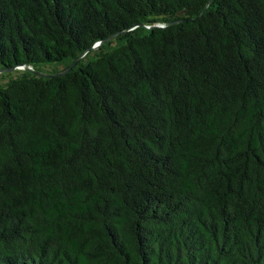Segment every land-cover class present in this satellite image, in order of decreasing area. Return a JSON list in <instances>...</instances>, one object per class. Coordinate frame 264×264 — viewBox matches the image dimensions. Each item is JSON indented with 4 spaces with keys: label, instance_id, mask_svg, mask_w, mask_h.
Returning <instances> with one entry per match:
<instances>
[{
    "label": "trees",
    "instance_id": "16d2710c",
    "mask_svg": "<svg viewBox=\"0 0 264 264\" xmlns=\"http://www.w3.org/2000/svg\"><path fill=\"white\" fill-rule=\"evenodd\" d=\"M13 66L0 264H264V0H0Z\"/></svg>",
    "mask_w": 264,
    "mask_h": 264
},
{
    "label": "water",
    "instance_id": "95a60500",
    "mask_svg": "<svg viewBox=\"0 0 264 264\" xmlns=\"http://www.w3.org/2000/svg\"><path fill=\"white\" fill-rule=\"evenodd\" d=\"M177 21H179V20H177ZM172 22H176V21H172ZM112 36H108L107 38H105V39H103V40H101V41H98L97 43H95L93 46H92V48H95V47H97L100 43H103L104 41H106L107 39H109V38H111ZM84 53H82V55H83ZM82 55H80L79 57H77V59L75 60V61H73L69 66H67V67H65L64 69H62L61 71H59V72H56V73H43V72H40V71H38V70H35V69H33L31 66H29V65H20V66H18V67H22V68H24V69H26V70H28V71H31L32 73H34V74H37V75H41V76H46V77H50V76H55V75H61V74H64L67 70H69L72 66H74L75 65V62L82 56ZM15 67L13 66V67H11V68H1L0 69V73L1 72H5V71H11V70H13Z\"/></svg>",
    "mask_w": 264,
    "mask_h": 264
},
{
    "label": "rangeland",
    "instance_id": "374dc122",
    "mask_svg": "<svg viewBox=\"0 0 264 264\" xmlns=\"http://www.w3.org/2000/svg\"><path fill=\"white\" fill-rule=\"evenodd\" d=\"M13 70H14V69H13ZM13 70H11V71H13ZM11 71H10V72H11ZM13 74H14V73H13ZM5 79H6V78H5ZM3 80H4V79H3Z\"/></svg>",
    "mask_w": 264,
    "mask_h": 264
}]
</instances>
